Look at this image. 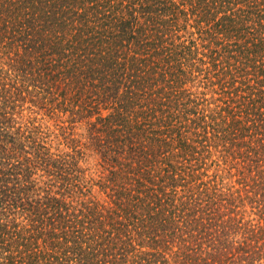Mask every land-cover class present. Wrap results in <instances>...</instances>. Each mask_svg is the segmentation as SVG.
Returning <instances> with one entry per match:
<instances>
[{
	"label": "trees",
	"instance_id": "1",
	"mask_svg": "<svg viewBox=\"0 0 264 264\" xmlns=\"http://www.w3.org/2000/svg\"><path fill=\"white\" fill-rule=\"evenodd\" d=\"M0 264H264V0H0Z\"/></svg>",
	"mask_w": 264,
	"mask_h": 264
},
{
	"label": "rangeland",
	"instance_id": "2",
	"mask_svg": "<svg viewBox=\"0 0 264 264\" xmlns=\"http://www.w3.org/2000/svg\"><path fill=\"white\" fill-rule=\"evenodd\" d=\"M41 116L42 115H39V117H41ZM45 122H47V124H49L52 128H54L55 121L53 119L51 120V119L48 118V116H45ZM83 129H84L83 127H82V129H78V132H82ZM53 135H59L58 139L55 140V144H57L58 142H61L59 144L60 148L64 149V150H68L67 145L65 143L64 137L61 134H53ZM78 135H80V134H77V136ZM85 165L90 167L92 172H95L94 175L97 174L96 173L97 170H100V167H99V164H98V159L96 157H94V156H90L86 160Z\"/></svg>",
	"mask_w": 264,
	"mask_h": 264
}]
</instances>
